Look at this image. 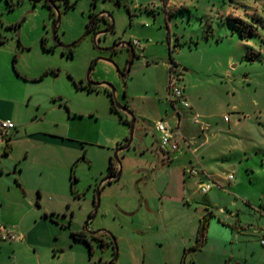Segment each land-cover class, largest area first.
<instances>
[{
	"label": "rangeland",
	"instance_id": "374dc122",
	"mask_svg": "<svg viewBox=\"0 0 264 264\" xmlns=\"http://www.w3.org/2000/svg\"><path fill=\"white\" fill-rule=\"evenodd\" d=\"M47 2L50 8L43 0H0V74L7 84L0 94V116L16 125L24 121L27 133L49 127L47 138L57 139L16 136L11 155L21 158L7 162L11 168L0 180L3 186L15 183L16 166L27 198L38 202L34 210L21 203L1 208L0 227L6 231L0 232V264H107L115 255L113 245L109 235L98 232L104 242L99 245L88 232L97 229L114 237L111 264H264L259 234L212 231L195 252L182 241L205 206L235 210L233 203H245V197L257 201L258 187L264 188V0H169L167 6L166 0ZM56 11L60 19L54 33ZM100 12L103 19L83 36L87 22ZM111 20V30L94 36ZM134 39L140 42L133 47L134 57L124 46L107 49ZM92 63L89 80L98 84L87 91ZM170 63L182 73L180 81L200 116L220 130L226 144L245 146L244 154L231 146L221 152L212 175L218 185L206 193L192 191L191 185L181 193L174 188L175 197H169L163 184L171 158L162 164L161 152H143L139 143L144 138L135 133L129 147L117 153L119 163L113 158L128 124L121 120L127 118L124 111L116 105L110 109L106 84L135 117L131 105L155 113L157 97L169 112ZM191 115L183 124L196 129ZM53 131L62 140L50 137ZM73 153L77 157L68 162ZM110 157L120 173L99 186V206L85 229ZM239 158L243 164L238 168ZM228 173L230 180L224 178ZM248 212L253 215L245 208L243 216ZM78 231L88 240L90 254L84 241L74 238L72 232Z\"/></svg>",
	"mask_w": 264,
	"mask_h": 264
},
{
	"label": "crops",
	"instance_id": "0c3cea01",
	"mask_svg": "<svg viewBox=\"0 0 264 264\" xmlns=\"http://www.w3.org/2000/svg\"><path fill=\"white\" fill-rule=\"evenodd\" d=\"M169 3V0H166L165 5L167 6ZM136 47V46H133ZM168 71H169V64H168ZM180 78H182V73H180ZM184 88V94L187 100L190 103V108L185 109L181 108L179 105H177L175 102H171L168 99V102L170 104V111L167 112L166 107L164 105H161L159 102V97H157L156 105L155 107L156 112L155 113H149L141 110L140 108H136V106H132V109L136 115V122L134 126V132L138 138H144V140L140 141L139 145L143 148L145 147V150L143 152L145 153H151L153 151L161 152L159 149L158 144V133L153 130L152 124L154 121L158 119H162L166 121L171 127L178 128L182 137L185 139L186 142H188L189 146H186L184 142L181 141L180 148L173 153L171 157V161L169 163H165L166 168V175L167 180L163 184V189L168 191L169 197H175L176 194L172 193L171 190H175L176 188L178 191L183 192L185 188L189 189L191 185H193L194 189L196 190V181L198 180V177L193 178L194 176H190L187 173L184 172L187 166L189 165H196L201 167L204 172L208 173L209 175H215V166L218 164L221 152L226 151L225 148L231 146L234 150H239L243 154L246 153L245 146L241 142H229L226 144L224 142V139H222L221 135H219L220 130L213 127V125L206 120L207 118L205 116H200V111L196 107V102L193 100V98L188 94L185 84H183ZM83 88V87H82ZM87 91H93L94 89H87ZM143 98V96H141ZM163 108V111L161 110ZM189 112V113H187ZM191 113H197L201 119H203L205 122L208 123V128L205 131H201L198 128H193L190 125L183 124L184 120L186 121L187 115ZM187 113V114H186ZM190 116V115H189ZM191 118V117H190ZM3 119H9V117H6L4 115L0 116V120ZM225 120V119H224ZM239 119L234 120L233 124H231L226 130L230 131V129L233 127L234 124H237ZM181 123V124H180ZM20 125V126H19ZM42 125V124H41ZM19 126V128H18ZM15 135L12 129L9 131V139L8 142L10 143V147L8 151H10V154L6 156H2L6 153L1 154V148L3 147V143L0 141V179L3 177L4 169L10 170L11 166H6L8 164V161L16 162L21 157L20 155H11L12 151L14 149V145L16 144L18 138L16 136L20 134H24L26 136L36 135L34 140H57V139H51L47 138L49 136L48 129L49 127L41 126L39 128H36L34 132L27 133L25 131L26 123L22 121L21 123L15 124ZM13 128V129H14ZM18 129V130H17ZM20 129L23 131L21 132ZM55 133L52 136L54 138H58L59 140H62V136H56V135H62L58 132H52ZM38 134V135H37ZM14 135V136H13ZM11 137H14L13 140H11ZM64 139V137H63ZM126 139V138H125ZM68 140V139H67ZM74 140V139H72ZM58 142V141H56ZM61 142V141H59ZM122 143V142H121ZM60 145H63L60 143ZM71 148V147H70ZM229 149V148H228ZM161 154L160 162L164 164L163 161V154ZM77 157V154L73 153L68 157V162L73 161V159ZM83 157V156H82ZM84 158V157H83ZM242 158H239L237 161L236 167L242 166ZM261 160V159H260ZM117 168V167H116ZM251 169L250 167H246V169ZM253 171V169H251ZM13 174L15 176V183L10 181L7 182L5 186L2 185V181L0 180V210L3 207V205H10L12 203H21L22 205L27 204L29 209H35L34 201L37 203L38 201L31 198H27V190L23 187L22 179L20 177V169L16 170V166L13 167ZM261 172V168L259 169ZM264 172V171H262ZM225 178V175H224ZM197 179V180H196ZM226 179V178H225ZM194 183H193V182ZM19 184L21 185V188H19ZM218 185V184H217ZM259 189V197L257 201H251L248 198L245 197V200H242L245 203H233L232 205L235 206V210L230 209L226 210L224 208H220L217 212L213 210L210 207L205 206L202 211L200 210L194 219V222L190 221L191 226L189 228V238L187 240H182L183 242L186 241V247L193 243L195 238V233L198 225L199 217L205 213V212H211L212 216L209 218L207 229H206V239L202 247L206 244L210 234H212V231L215 232H229L233 235V232L235 233V236L241 235V236H250L252 234H257L258 238L264 236V188L261 187V185L258 187ZM10 190L13 191L14 195L11 196ZM24 191V192H22ZM10 193V194H9ZM181 195V194H180ZM42 198V193L39 195ZM12 198V199H11ZM262 199V201H261ZM40 207V205H38ZM245 208H250L253 210V215H250V212H248V216H243ZM185 226V220H182V227ZM6 231L5 228L0 227V232ZM238 232V233H237ZM9 233V232H7ZM11 235L16 236V234L11 233ZM28 238V233L26 235ZM192 238V242L191 241ZM3 239V238H2ZM245 240H249V238H246ZM260 242V240H259ZM85 244V242H84ZM261 244V243H260ZM85 247L88 252V246L85 244ZM185 247V246H184ZM201 247V248H202ZM201 248L197 250H192L193 252L200 250ZM186 252V249H183V253ZM89 254V252H88ZM261 261L264 263V244H261Z\"/></svg>",
	"mask_w": 264,
	"mask_h": 264
},
{
	"label": "built area",
	"instance_id": "2783aa9c",
	"mask_svg": "<svg viewBox=\"0 0 264 264\" xmlns=\"http://www.w3.org/2000/svg\"><path fill=\"white\" fill-rule=\"evenodd\" d=\"M132 46L140 47V42L134 39L130 42ZM168 84H167V97L169 101L175 102L181 108H190V103L185 97L184 88L180 81V72L175 68H170L168 71ZM227 120V117H223ZM192 123L197 125L201 131H205L208 128V123L205 122L197 113H192L191 115ZM15 127V124L10 119L0 120V141L3 143L8 142L9 131ZM153 130L158 133V146L163 154V161L171 158L173 153H175L180 148L181 141L184 142L186 146H189L188 142L182 137L178 128L171 127L166 121L158 119L152 124ZM185 172L190 176L198 177L196 181V189L201 193H206L213 186L217 185L212 179V176L204 172V170L196 165H189L186 167ZM227 180L233 178L232 173L225 175ZM8 234V233H7ZM5 235H2L4 238ZM9 237L13 238V235ZM260 243L264 244V236L260 237Z\"/></svg>",
	"mask_w": 264,
	"mask_h": 264
},
{
	"label": "water",
	"instance_id": "95a60500",
	"mask_svg": "<svg viewBox=\"0 0 264 264\" xmlns=\"http://www.w3.org/2000/svg\"><path fill=\"white\" fill-rule=\"evenodd\" d=\"M49 3L50 4H53L52 0H49ZM103 12H100L98 15H95L94 17H92L88 22H87V25H86V28H85V33L83 34V36L88 32L90 26L92 25V23L95 21V19L97 17H100V16H103ZM59 12L56 11V15H55V20H54V25H53V32L55 33V28H56V25L59 21ZM113 27V21L111 20L110 24L108 25V27L104 28L103 30H100V31H97L95 33L94 36H98L99 33H102V32H107L109 30H111ZM68 46V45H67ZM119 46H124L126 48H128L131 52V57H133V46L131 45L130 42H124V41H120V42H117V43H114L112 46L108 47L107 49L108 50H115V48L119 47ZM131 63V60L127 63V66L126 68L121 72V75L122 76H125L127 73H128V70H129V65ZM93 68V63L90 65L89 69H88V72H87V79L89 80V73L90 71L92 70ZM89 83L90 85L94 86L96 84H98L97 82H93V81H90L89 80ZM107 86L110 87V92H111V95H112V99H113V103L114 105H116L117 107H119L122 111H124L127 115V120H128V135L125 139V141L121 144H119L118 146H116L115 150H114V153H113V158L114 160H116L118 163V158H117V153L121 150H124V149H127L129 147V145L131 144L132 142V139H133V132H134V126H135V122H136V117L134 116V114L132 113V111L130 109L127 108V106L125 105H120L116 102L115 98H114V89L111 85L109 84H106ZM120 173V169L117 168L115 172L113 173H110V174H107L105 177H103L99 183H98V186L96 187L95 189V192H94V207H93V210L91 212V214L88 216L87 220L85 221L84 223V227L85 229H87V223L88 221L93 217L94 213L96 212L98 206H99V186L105 182V181H108L110 179H113V178H116ZM88 232L90 234H96L98 232H103V233H106L107 235L110 236L113 244H114V249L116 251V246H115V240H114V237L109 233L107 232L106 230L104 229H97V230H94V231H89ZM116 257V254L113 256V258L107 263V264H111L112 261L115 259Z\"/></svg>",
	"mask_w": 264,
	"mask_h": 264
},
{
	"label": "trees",
	"instance_id": "16d2710c",
	"mask_svg": "<svg viewBox=\"0 0 264 264\" xmlns=\"http://www.w3.org/2000/svg\"><path fill=\"white\" fill-rule=\"evenodd\" d=\"M43 2H44V4L47 5L49 8L51 7V6L48 4L47 0H43ZM70 5H71V4H67V6H70ZM51 13H53V12L51 11ZM99 19H103V16L97 17V18L95 19V21H94V22L92 23V25L90 26L88 32H89V31H90V30L96 25V22H97ZM88 32H87V33H88ZM87 33H86V34H87ZM70 52H71V51H70ZM134 56H135V54H133V57H134ZM169 62H173V61L170 59ZM171 64H172V63L169 64V70H170V68L172 67ZM86 88L89 89V90H91V89H94L95 87H94V86H91V85L88 84V85H86ZM107 94H108L109 97H110V109H111V110H116V109H115V106H114V103H113V99H112L111 92L108 91ZM125 106H126V105H125ZM121 120H122V122L128 124V120H127V118H122ZM118 144H121V143H118ZM9 147H10V143H9V142L5 143L4 146H3V149H2L3 153H6V152L8 151V149H9ZM116 169H117V168H116V165L114 164V160H113L112 157H110V159H109V161H108V164H107V166H106V172H107V174H110V173L115 172ZM72 180H75V178L72 177ZM93 204H94V199H93ZM211 216H212V213H211V212H205V213H203V214L199 217L198 225H197V229H196V233H195V238H194L193 243H192V244L190 245V247L188 248L189 250H197V249H199V248H201V247L203 246V244H204V242H205V239H206V229H207L208 221H209V218H210ZM72 234H73V236H74L75 239H77V240H82V241L85 242V244L88 246V252H89V254H90V253H91V246H90L88 240L85 238L84 233H83L82 231H78V232H72ZM91 237H92V238H95L96 240H98L99 245L102 246V245L104 244L103 240H101V239L99 238V234H98V233L91 235ZM109 237H110V236H109ZM106 243H107V242H106ZM108 243L113 245V251H114V254H116V253H115V249H114V244H113L112 240L110 239ZM114 260H115V259H114ZM114 260H113V261H114ZM113 261H112V262H113ZM89 264H91V263L89 262Z\"/></svg>",
	"mask_w": 264,
	"mask_h": 264
},
{
	"label": "snow or ice",
	"instance_id": "6c2138e0",
	"mask_svg": "<svg viewBox=\"0 0 264 264\" xmlns=\"http://www.w3.org/2000/svg\"><path fill=\"white\" fill-rule=\"evenodd\" d=\"M2 59H3V54L0 53V61H2ZM13 64H14V61H13ZM12 70L15 71L14 68ZM6 87H7V84H6V82H5L4 78H3V75L0 74V94H3L4 89Z\"/></svg>",
	"mask_w": 264,
	"mask_h": 264
}]
</instances>
